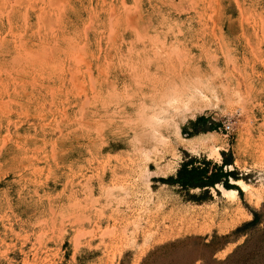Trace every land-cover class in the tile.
<instances>
[{"label": "rangeland", "instance_id": "obj_1", "mask_svg": "<svg viewBox=\"0 0 264 264\" xmlns=\"http://www.w3.org/2000/svg\"><path fill=\"white\" fill-rule=\"evenodd\" d=\"M0 264H264V0H0Z\"/></svg>", "mask_w": 264, "mask_h": 264}, {"label": "trees", "instance_id": "obj_2", "mask_svg": "<svg viewBox=\"0 0 264 264\" xmlns=\"http://www.w3.org/2000/svg\"><path fill=\"white\" fill-rule=\"evenodd\" d=\"M204 117H199L194 123H190V125L195 126L198 122H204ZM214 126H216L214 124ZM211 131L215 130V127L210 128ZM183 131V130H182ZM192 135V134H191ZM191 135H188L189 137ZM225 155L222 153V165L231 166V163L225 160ZM203 166L196 167L195 162L190 161V163H183L180 168L176 172V176L174 178L169 177L167 179H161L162 183L176 185L181 189H206L209 187H214L217 184H221L226 189H234L232 185L229 184V179L234 176L232 172L225 173L222 168H211L210 163L204 161ZM209 165V166H207ZM235 190L240 192V190L236 187ZM192 199H198V197H192ZM167 245L162 246L155 250L154 252L149 254V257L154 255L157 251L163 250ZM148 257V258H149Z\"/></svg>", "mask_w": 264, "mask_h": 264}, {"label": "bare ground", "instance_id": "obj_3", "mask_svg": "<svg viewBox=\"0 0 264 264\" xmlns=\"http://www.w3.org/2000/svg\"><path fill=\"white\" fill-rule=\"evenodd\" d=\"M259 77V76H258ZM182 81V80H181ZM192 83V82H191ZM183 84V83H181ZM259 84V83H258ZM185 84H183L184 86ZM192 84H190L191 86ZM199 85V84H198ZM200 84V88H194L193 85V89L189 90V91H183L182 92H178L175 95H171V97H169L168 99V105L173 107H179L181 106H185L188 105L187 103L191 102L192 100H201V101H217L218 100V95H216V93L214 92L215 90L212 89L210 86L205 87V85ZM169 86V85H168ZM175 86V85H174ZM180 86V85H179ZM178 86V88H179ZM171 87V86H170ZM199 87V86H198ZM181 88V87H180ZM237 88V87H236ZM174 90L176 89V87L173 88ZM186 89V87H185ZM173 90V91H174ZM188 90V89H187ZM177 91V90H176ZM180 91V90H179ZM226 91H230L232 96H237L239 95V92L236 91V89H232L230 87V85H228L226 87ZM207 92V93H206ZM174 93V92H173ZM168 98V97H167ZM166 98V99H167ZM165 100V99H164ZM199 103V102H198ZM184 108V107H183ZM169 109V108H168ZM171 109V108H170ZM164 111V110H163ZM167 111V109H166ZM160 119V118H159ZM154 123L159 122V120H157V118L153 119ZM231 182L243 193L250 195L251 197L254 196H259L258 194H256L252 188L251 185L247 184L246 182H244L243 180H231ZM218 187H220V189L222 190V197L224 199H237L238 198V191L235 189H226L223 186H221V184L218 185ZM258 193V192H257ZM257 199V198H255ZM259 199V198H258ZM233 200V201H234Z\"/></svg>", "mask_w": 264, "mask_h": 264}, {"label": "crops", "instance_id": "obj_4", "mask_svg": "<svg viewBox=\"0 0 264 264\" xmlns=\"http://www.w3.org/2000/svg\"><path fill=\"white\" fill-rule=\"evenodd\" d=\"M204 119H205V118H204ZM195 121H196V120H194V121H192V122L194 123ZM199 123H200V122H198V123L195 124V126L193 127L194 130H197V128H198V126H199ZM201 123H204V125L208 124V125L212 126V123H209V120H206V119H205L204 122H201ZM206 162H207V159H206ZM204 164H205V162H204ZM194 165H200V163H195ZM201 166H203V165H201ZM207 166H209V165H207ZM10 217L13 218V219H19V217H17V215H15L14 213H12V214L10 215ZM10 229H11V228H10ZM14 233H15V232H14ZM11 239H12V238H11ZM71 249H72V248H71ZM76 256H79V254L77 253Z\"/></svg>", "mask_w": 264, "mask_h": 264}]
</instances>
